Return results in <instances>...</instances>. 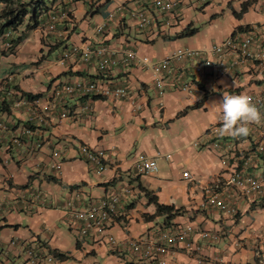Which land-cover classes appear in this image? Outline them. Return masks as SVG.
<instances>
[{
	"label": "crops",
	"instance_id": "obj_1",
	"mask_svg": "<svg viewBox=\"0 0 264 264\" xmlns=\"http://www.w3.org/2000/svg\"><path fill=\"white\" fill-rule=\"evenodd\" d=\"M50 8L43 24L62 12ZM88 8L72 3L71 18L59 22L57 33L39 27L14 48L15 34L0 37V91L11 102L9 113L0 112V125L6 126L0 128V264H29L25 251L31 247L42 256L57 250L71 258L52 264H160L135 254L130 242H152L179 226L192 228V249L176 244L159 257L166 264H264V194L246 196L231 182L233 167L264 175L256 151L262 120L250 125L247 137L213 134L221 126L223 94L264 92V0H180L174 14L159 12L147 0H113L106 15L88 14ZM141 13L151 20L147 29L138 26ZM241 26L249 27L245 34L255 32L252 59L212 54ZM103 47L108 53L98 57ZM180 49L208 53L215 66L186 60L158 75L141 62H160ZM129 51L138 62L126 60ZM110 59L115 63L102 71ZM161 77L163 93L157 87ZM77 83L95 85L101 99L56 94ZM122 89L127 98L116 95ZM26 94L42 96L32 101ZM83 145L104 152L103 170L81 156ZM141 157L156 160L158 172L139 174ZM144 189L181 215L150 218L154 211ZM117 194L122 197L107 234L116 244L108 237H82L67 205L84 209ZM213 195L235 213L207 206ZM204 232L218 239H205Z\"/></svg>",
	"mask_w": 264,
	"mask_h": 264
},
{
	"label": "built area",
	"instance_id": "obj_2",
	"mask_svg": "<svg viewBox=\"0 0 264 264\" xmlns=\"http://www.w3.org/2000/svg\"><path fill=\"white\" fill-rule=\"evenodd\" d=\"M71 1V0H69ZM153 5V7L162 13L174 14L176 8L179 5L180 0H147ZM214 0H190L193 4L198 5H208L211 4ZM67 13L63 12L60 14L52 13L49 16L48 21L45 24H42L41 27L45 28V31L48 35L55 34L58 32V24L62 20L67 18ZM138 26L141 29H147L151 25L150 18L146 14H137ZM254 31H249L246 34H238L234 38L229 39L223 42L221 45H218L213 48L212 54L220 55L221 57L233 56V54H238L240 62H245L253 58V53L250 52V47L253 46L255 42ZM6 37L10 38L11 34H6ZM10 46V45H9ZM76 52V50H74ZM107 49L105 47L97 50L95 54L98 57H103L107 55ZM70 54H67L65 58L69 57ZM113 57V54L110 55V58ZM260 57L264 58V49L260 53ZM92 58V52H88L85 55V61L89 62ZM126 60L138 62L139 59L135 52L129 51L126 54ZM189 61H199L204 60L206 68H213L215 65L212 61L207 59V54L198 50L190 49H180L172 56L163 59L160 62H152L149 58H143L141 60L149 68H152L158 75L162 74L163 71L171 72L173 65L178 62ZM115 62L110 60H105L101 65L102 71H107L110 66ZM200 71V70H199ZM180 81V78L178 79ZM157 87L163 93L166 91L165 80L164 78H159L157 81ZM178 89L185 90L187 87L178 86ZM97 87L93 84L86 85L83 83H77L74 85L66 86L62 91H56L58 96L62 94L67 95H84L92 96L95 95ZM116 95L121 98H127L128 93L125 90H117ZM253 102L256 104L261 113H264V92L258 96H250ZM48 110V108L46 109ZM66 117V115H64ZM256 125V124H255ZM260 126V125H259ZM221 126H217L214 135L219 134V129ZM1 129H6V126L0 125ZM30 133V132H27ZM39 147V146H38ZM216 147H220L219 142L216 143ZM257 150L261 157L264 158V132L261 133V140L258 143ZM35 149L31 153H35ZM57 162L55 164V169L60 170L62 165V160L60 159L61 155L59 152L54 153ZM81 156L87 160L89 163L100 167L101 170L104 169L103 162L105 160V154L103 151H95L89 146L83 145L81 148ZM225 166H228V160L223 161ZM137 170L139 174H153L158 172L159 166L156 160H151L145 157H141L137 161ZM185 178L189 177L188 173L184 174ZM231 182L235 185L239 191L246 195H262L264 194V175L257 177L252 176L246 173L245 169H238L233 167V175ZM129 192V190L125 191ZM122 195L117 194L113 195L106 200H102L99 203L90 204L84 209H75L74 204L69 203L67 205V210L71 213V216L74 220L79 222V232L82 237H87L91 235H96L100 238L108 237V241L111 244H116V240L112 236H108L109 226L112 223V215L115 213L117 204L121 199ZM207 206L217 207L228 213H235L234 206L232 207L230 203H227L225 200H222L218 195H213L209 197L206 202ZM0 206L2 204L0 203ZM192 233V228L190 227H176L172 230L164 232L160 237L152 242L142 241V240H133L130 242V247L135 254L144 253V256L147 258H153L160 262V264H166L162 259H159L160 256H166L169 250L176 246V244H185L187 249H192V245L189 242L190 236ZM202 237L205 239L217 240L218 237L211 234L210 232L202 233ZM27 259L29 264H52L54 258L52 255L42 256L35 248H28L26 251Z\"/></svg>",
	"mask_w": 264,
	"mask_h": 264
},
{
	"label": "trees",
	"instance_id": "obj_3",
	"mask_svg": "<svg viewBox=\"0 0 264 264\" xmlns=\"http://www.w3.org/2000/svg\"><path fill=\"white\" fill-rule=\"evenodd\" d=\"M84 2L88 8V14L99 15L107 14L109 7L111 6L113 0H71L66 2L65 0H0V5H4L2 13L0 14V37L4 34L10 33L15 34V37L10 41L12 47L19 46L27 34L38 29L42 24V16L44 13H47L51 8L56 6L62 11H67L70 17V11L68 7L74 2ZM248 8H243L240 13H235L237 17H242ZM249 30V27H239L237 32L241 33L245 30ZM195 31H191L190 34L186 33L183 36L192 35ZM235 33L234 36H236ZM14 36V35H13ZM18 89V88H15ZM28 100L35 101L39 99L42 95L33 96L31 94L25 95ZM102 96H92L93 100H99ZM0 112H10V104L5 95L0 91ZM12 100V99H11ZM206 100V97L203 99V102ZM202 102L197 106L200 107ZM147 197L150 199L149 206L153 208L154 214L150 218L156 217H166L167 221L176 218L181 215L182 210H176L172 206L162 205L159 203L157 196L153 194L150 190L144 189ZM50 254L55 260L66 261L71 259L67 254H61L57 250L50 251Z\"/></svg>",
	"mask_w": 264,
	"mask_h": 264
},
{
	"label": "clouds",
	"instance_id": "obj_4",
	"mask_svg": "<svg viewBox=\"0 0 264 264\" xmlns=\"http://www.w3.org/2000/svg\"><path fill=\"white\" fill-rule=\"evenodd\" d=\"M65 1L70 2L69 0H65ZM64 12L68 14L67 11ZM60 13H56V14H60ZM68 17L69 15H67V18ZM236 33H237L236 35L240 34L238 32ZM243 33L245 32L242 31L241 34ZM234 37L235 36H233V38ZM205 54H207L208 56V53ZM213 64L215 65L214 62ZM219 107L221 110V117H220L221 127L219 131L221 134H229L233 137H247L250 133V125L253 123H258L261 120H262V126L260 127L264 128V113H261V111L253 102L251 97H249L248 95L225 93L223 94L222 98L219 100ZM260 140L258 141V143L260 142ZM258 143L256 145V151L259 154L257 150ZM259 158L264 159L263 157L260 156V154H259Z\"/></svg>",
	"mask_w": 264,
	"mask_h": 264
},
{
	"label": "rangeland",
	"instance_id": "obj_5",
	"mask_svg": "<svg viewBox=\"0 0 264 264\" xmlns=\"http://www.w3.org/2000/svg\"><path fill=\"white\" fill-rule=\"evenodd\" d=\"M3 8H4V5H0V14L2 13ZM57 10L59 11L60 9H58V7H57ZM62 12H64V11H62ZM71 13L72 12H70V18H71Z\"/></svg>",
	"mask_w": 264,
	"mask_h": 264
}]
</instances>
